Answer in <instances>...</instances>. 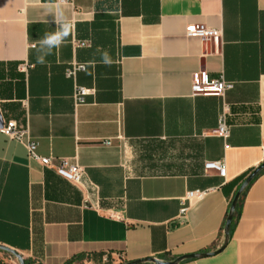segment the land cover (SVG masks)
Here are the masks:
<instances>
[{
    "label": "crops",
    "instance_id": "1",
    "mask_svg": "<svg viewBox=\"0 0 264 264\" xmlns=\"http://www.w3.org/2000/svg\"><path fill=\"white\" fill-rule=\"evenodd\" d=\"M57 7L70 33L38 63ZM190 24L222 29L221 42L187 36ZM73 63L86 69L69 76ZM199 71L234 88L195 95ZM76 86L89 89L83 104ZM224 112L227 138L211 133ZM0 118L28 128L40 155L84 169L73 183L0 131V244L25 260L216 251L242 177L264 162V0H0ZM221 160L223 176L205 169ZM194 190L206 192L186 199ZM230 234L178 264H264V172Z\"/></svg>",
    "mask_w": 264,
    "mask_h": 264
},
{
    "label": "built area",
    "instance_id": "2",
    "mask_svg": "<svg viewBox=\"0 0 264 264\" xmlns=\"http://www.w3.org/2000/svg\"><path fill=\"white\" fill-rule=\"evenodd\" d=\"M186 35L190 37H200L207 42L219 44L223 36V30L212 28L205 24H190L186 28ZM86 69V65L82 63H73L68 70V75H75L78 71ZM234 81L226 79L223 73L217 76H211L207 71H199L194 75L192 90L193 94H216L223 96L227 91L234 88ZM89 89L76 86L74 99L76 103H85V97ZM0 131L4 133L10 140H14L22 144L27 150L30 159L37 161L45 167H53L57 174L63 178L73 182L80 183L84 175V169L76 162H71L69 159H56L51 156H42L38 153V142L32 137L28 128L20 127L17 121L8 120L3 123ZM212 134L227 138L230 134V126L227 120V114L224 112L220 115L218 125L211 131ZM106 144H111L110 140L105 141ZM205 169L215 170L219 175L225 174V161H209L205 163ZM206 191L194 190L189 191L186 199L192 197H201ZM184 206L182 211H185Z\"/></svg>",
    "mask_w": 264,
    "mask_h": 264
},
{
    "label": "water",
    "instance_id": "3",
    "mask_svg": "<svg viewBox=\"0 0 264 264\" xmlns=\"http://www.w3.org/2000/svg\"><path fill=\"white\" fill-rule=\"evenodd\" d=\"M3 126V121L0 118V128ZM264 170V162L261 163L259 166H257L245 179L244 181L240 184L238 190L236 191L233 200L231 202V206L228 212V216L226 219V223L224 226V235H225V240H224V244L222 245V247H220L219 249H217L216 251H212V252H207V253H196V254H188V255H182L180 257H177L174 260H163V259H158L156 257H148L145 259H138V260H134V261H130L127 263H122V264H145V263H154V264H178L184 260H188V259H194V258H202V257H206V256H210V255H215L218 252H220L225 246L226 244L229 242L230 240V232H231V224L235 215V211L239 202V199L242 195V193L244 192V190L249 186V184L251 183V181L261 172ZM0 252H5L8 253L10 255H13L19 262V264H26L25 263V259L23 258L22 255H20L19 253H17L14 249L7 247L5 245H1L0 244Z\"/></svg>",
    "mask_w": 264,
    "mask_h": 264
},
{
    "label": "clouds",
    "instance_id": "4",
    "mask_svg": "<svg viewBox=\"0 0 264 264\" xmlns=\"http://www.w3.org/2000/svg\"><path fill=\"white\" fill-rule=\"evenodd\" d=\"M61 3H63V0H61ZM55 23L57 24V30L52 33H46L39 41V54L37 56L38 63H43L45 56L50 55L53 48L59 47L70 33L71 22L67 20L59 7H57ZM103 61L106 64L111 62L107 53H104Z\"/></svg>",
    "mask_w": 264,
    "mask_h": 264
},
{
    "label": "trees",
    "instance_id": "5",
    "mask_svg": "<svg viewBox=\"0 0 264 264\" xmlns=\"http://www.w3.org/2000/svg\"><path fill=\"white\" fill-rule=\"evenodd\" d=\"M264 172V170L263 171H261L252 181H251V183L249 184V186L244 190V192L242 193V195H241V197H240V199H239V202H238V205H237V208H236V211H235V215H234V218H233V221H232V224H231V231H232V229H233V227L235 226V223H236V221L238 220V217H239V211H240V207H241V204H242V202H243V196L245 195V193H246V191H247V189L251 186V184L262 174ZM248 176V174L247 175H245V176H243L242 177V179H241V183L244 181V179L246 178ZM231 206V205H230ZM230 209V208H229ZM228 212H229V210H228ZM227 216H228V214H227ZM227 219V218H226ZM225 223H226V221H225ZM83 258V256L82 255H79V256H76V257H73V258H71L70 260H68L67 261V263L66 264H76L75 262L77 261V260H81ZM25 263L26 264H34L33 262H31V261H29V260H25Z\"/></svg>",
    "mask_w": 264,
    "mask_h": 264
},
{
    "label": "rangeland",
    "instance_id": "6",
    "mask_svg": "<svg viewBox=\"0 0 264 264\" xmlns=\"http://www.w3.org/2000/svg\"><path fill=\"white\" fill-rule=\"evenodd\" d=\"M13 261L17 264V259L8 253L1 252L0 254V264H13Z\"/></svg>",
    "mask_w": 264,
    "mask_h": 264
}]
</instances>
